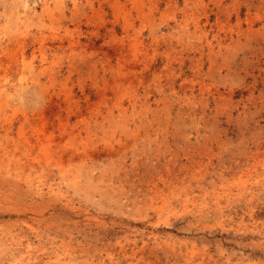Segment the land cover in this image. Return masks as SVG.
<instances>
[{
	"label": "rangeland",
	"instance_id": "1",
	"mask_svg": "<svg viewBox=\"0 0 264 264\" xmlns=\"http://www.w3.org/2000/svg\"><path fill=\"white\" fill-rule=\"evenodd\" d=\"M0 264H264V0H0Z\"/></svg>",
	"mask_w": 264,
	"mask_h": 264
}]
</instances>
